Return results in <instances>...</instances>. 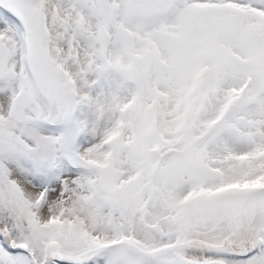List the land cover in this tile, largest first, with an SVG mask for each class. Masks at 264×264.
<instances>
[{
    "label": "snow or ice",
    "instance_id": "snow-or-ice-1",
    "mask_svg": "<svg viewBox=\"0 0 264 264\" xmlns=\"http://www.w3.org/2000/svg\"><path fill=\"white\" fill-rule=\"evenodd\" d=\"M0 264H264V0H0Z\"/></svg>",
    "mask_w": 264,
    "mask_h": 264
}]
</instances>
